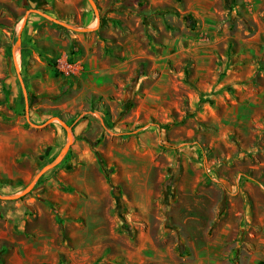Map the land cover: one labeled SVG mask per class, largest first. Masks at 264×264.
I'll return each mask as SVG.
<instances>
[{
  "label": "rangeland",
  "instance_id": "1",
  "mask_svg": "<svg viewBox=\"0 0 264 264\" xmlns=\"http://www.w3.org/2000/svg\"><path fill=\"white\" fill-rule=\"evenodd\" d=\"M72 1L86 9L80 13L92 18L91 28L96 26V14L101 22V16L120 12L143 16L146 23L155 24L161 42L157 51L171 55L164 63L168 71L178 73L177 84L183 90L190 85L197 89L198 78L193 76L202 73L207 78L208 69L219 70V80L225 82L220 89L224 97L226 90L229 97L240 99L230 82L234 79L245 85L264 86V0H162L151 5L150 12L143 11V0L135 5L131 0H93L96 11L89 0ZM63 2L0 0V18L10 31L6 54L11 57L16 49L17 55L21 51L34 62L32 56L38 55L50 68L57 89L39 95L30 92L36 96L32 106L46 95L58 101L82 90L88 102L83 108L107 107L104 96L110 95L91 91L107 77L88 76L81 81L55 69L56 59L71 47L62 44L63 37L89 38L92 32L99 35L100 22L95 29L76 32L29 13L34 20L24 28V38L20 34L17 40L14 23L22 24L30 9L68 21ZM70 12L77 13L73 8ZM10 15L13 21L7 18ZM112 20L122 27L115 17ZM120 31L124 34L125 28ZM46 42L56 47L51 50ZM197 47L201 48L199 61L192 52ZM78 51L77 46L71 51L72 57H77ZM212 53L216 54L213 68L205 60ZM7 63L12 68L11 61ZM31 68V62L22 69L18 66L19 76L12 68L26 129L34 128L26 115L35 122L29 114L31 100L27 95L28 87L35 86L26 77ZM239 69L243 71L235 77ZM138 72L135 70L130 82L135 83ZM8 78L2 82L4 94L10 93ZM195 92L199 98L195 107L177 98L178 108L164 104L163 113L170 119L158 124L154 118L134 119L120 127L114 121L108 123L102 112L100 118L115 133L90 141L74 134L75 113L51 118L46 114L45 119H49L39 132L52 138L53 131L59 129L60 141L54 140L49 151L44 148L38 155V166L29 179L1 183L0 193L20 191L59 153L67 132L54 117L70 126L69 150L57 168L39 178L41 187L38 184L21 199L0 205V264H264V112L242 105L239 113L243 121L238 122L229 114L225 118L234 108L210 110L204 107L206 94ZM23 95L28 99L27 114ZM164 96L169 98L171 94ZM134 99L128 97L124 107L135 103ZM210 105L214 107V99ZM129 112L128 107L118 115L122 118ZM76 113H81L79 108ZM219 113L224 118L219 119ZM78 150H85L82 157ZM34 165L23 161L20 166ZM143 166L148 172L142 171ZM61 169L65 172H59ZM83 170L88 184L74 183L75 176L84 175ZM52 176L54 180L49 181Z\"/></svg>",
  "mask_w": 264,
  "mask_h": 264
},
{
  "label": "crops",
  "instance_id": "2",
  "mask_svg": "<svg viewBox=\"0 0 264 264\" xmlns=\"http://www.w3.org/2000/svg\"><path fill=\"white\" fill-rule=\"evenodd\" d=\"M131 1L134 5L137 2V0ZM161 2L162 0H143L142 9L145 12H150L153 10L151 5ZM63 6L64 8H62V11L65 19L68 20L67 22L84 27H90L93 25L92 18H88L87 13L84 15L80 13L86 12L85 8H78L77 5H74L72 0H64ZM72 8L77 12L75 15L74 13L73 15H69L72 14L70 12ZM29 13L35 12L27 11L22 24L19 23V21L14 23L13 30L17 33V40L19 39L20 34H23L24 38V28L34 20L33 16L28 15ZM113 17L119 20V24L125 28L124 34L120 31V28L122 27H118L116 22L114 24V21L112 20ZM7 18L13 21L12 15ZM1 19L2 18H0V184L3 183L4 180H19L21 178L24 180L29 179L36 168L35 166H38V161L40 160L38 155L43 152L44 148L49 151L50 144L53 143L54 140L58 142L60 141L61 136L59 129L53 131L52 138L43 132H39L45 125L44 123L48 121L47 119L53 117L52 115L54 112L60 114L68 112L75 113V123L72 130L74 131V134L83 135L84 137L82 138L87 141L95 140L104 135L110 136L111 133H115L110 130L100 118L104 114L108 123H110L111 120L114 121L116 126L119 125L120 127L124 121H131L134 119L144 120L154 118L156 119L155 124H158L157 121H167L170 119L166 113H163L164 104H168V108H178L179 101H177V98H179L180 102L182 99L187 100L188 105L193 108L196 106L199 99L195 91L200 92V90L206 94L203 98H208L206 99V102L204 101V107H208L210 110L222 107L225 109H235L234 112L226 113L225 118L228 117L229 114L234 120L242 122L243 116L239 113V109L242 108V105L243 107L252 110L262 109L264 112V86H255L252 85V83L250 85H245L242 81L234 79L230 82L234 85L233 87L236 88L235 94H239L240 99L229 97V93L226 90L223 91V93H225L224 97L220 93V89L225 82L219 80L218 69H208L207 78H205L202 73L194 75V78H198L196 81V85L198 86L197 89L195 88L196 86L190 85V87L186 86L185 90H183L184 88L177 84L178 73L168 71L167 65L164 63V61L168 60L171 55L165 54L163 51H157V47L161 42L159 41L160 34L157 32L156 25L150 22L146 23L143 16H137L134 13L129 14L127 12L108 13L107 15L101 16V30L98 31L99 35L95 36L94 32H92L89 38L80 35H71L70 37H67L66 40L65 37L62 39L64 40L62 41V44L67 48L71 46L72 42H75L76 44L74 47L75 49L77 46L79 47L78 54H76L78 55L77 57H72L73 54H71V47L69 51L64 50L62 51V54H60V57L78 59L83 63V72L75 77H78L81 81L82 78L86 79L88 76H95L97 78L107 77L105 83L92 86L91 91L98 94L108 93L110 97L105 95L104 102L108 104L107 107L109 108L103 107L95 110L83 108L88 102L84 101L82 90H77L78 95H75L74 97L67 99L65 96L61 97L58 101L53 100V96L46 95L44 100L41 102L39 101L36 106H32V101L35 100L36 96L30 95V92H33L36 95L50 93L52 90L57 89L58 85L56 82L52 81L53 79L51 80V70L49 67H46V63L41 60L40 56H32L33 59H36V62H34L30 60L27 54L23 53L22 55L21 51H19V54L17 55L16 49L12 50L11 57L6 54L5 50L8 45L6 35H9L10 31L3 26ZM147 29L153 36L147 32ZM28 38L29 37L27 36L26 39ZM249 39L253 40L256 38L251 37ZM46 45L51 50L56 47L54 46V48H51L50 44H47V42ZM19 49H21V46ZM200 49L201 48L197 47L192 51L193 54H195L193 57L196 61H199L198 55H200ZM215 59L216 54L214 53L210 55L207 54L205 58L211 68L215 65ZM8 61H11V66L12 68L14 67L18 76V66L22 69V65L26 66L28 65V62H31L32 68L28 70L29 73L26 77L30 78V81L34 82L37 87L34 85L28 87L27 95H29V100H31L29 114L35 121L34 124H44L43 126L36 127L32 125L34 127L33 129H26L22 126L23 122L21 121L20 115V106L22 105L21 99L13 85L12 68H9V65L7 66ZM135 70L139 71V76L135 83H132L130 80L133 77ZM242 71V69L235 71V77ZM227 73H229V70ZM183 75H185V73H183ZM6 77H9L8 81L11 83L9 88L10 93H5V95L3 93L2 82ZM164 78L166 79V84H163ZM228 82L229 81L226 80V84ZM179 83L181 82L179 81ZM188 83L190 84V81H188ZM226 89L228 88L226 87ZM168 93L171 94V97L169 98L164 96V94ZM27 95H23L26 114L28 111ZM128 97H135L134 100H136V102L130 105L127 104L124 107L125 100H127ZM212 99H214V107L210 105ZM239 100L243 102L239 103ZM128 107L130 108V112L120 118L118 114L121 109L127 110ZM78 108L81 111L79 114L76 113ZM102 112H104V114ZM46 114L49 115V118L47 119L44 117ZM92 116L95 117L92 118ZM218 116L219 119L224 118L221 113H219ZM95 118H98V121ZM26 120L30 124L31 121L29 122L27 115ZM80 151L81 150H78L77 152L80 154L79 157H82L85 150ZM45 153L47 152L45 151ZM50 157L52 156L50 155ZM23 161L33 162L35 164L34 168H24L20 166ZM66 167H69V165ZM79 167L82 166H77V168ZM142 169L144 173L148 172L147 167L143 166ZM83 171V176L74 177V183L88 184L87 172L86 170ZM59 172L63 173L65 171L61 169ZM54 178L55 176H52L49 181L54 180ZM62 182L66 184L64 181ZM247 184L249 183L247 182L246 185ZM8 186L10 185H7V187ZM39 187H41V183H39L38 188ZM0 201H2L0 205H7V202L13 200Z\"/></svg>",
  "mask_w": 264,
  "mask_h": 264
},
{
  "label": "water",
  "instance_id": "3",
  "mask_svg": "<svg viewBox=\"0 0 264 264\" xmlns=\"http://www.w3.org/2000/svg\"><path fill=\"white\" fill-rule=\"evenodd\" d=\"M90 3L92 4L94 10L96 11V5L94 3L93 0H89ZM28 12H35L39 15H41L42 17L48 19L51 22H54L58 25H61L71 31H76V32H87L90 31L92 29H95L100 22V18L99 16L96 14V26L91 28V27H80L74 24H71L67 21L61 20L59 18H56L54 16H51L50 14L38 10V9H30L28 10ZM56 119H58L61 124L63 125V127L66 130V139H65V144L63 145V147L61 148V150L59 151V153L55 156V158L53 160H51L50 162H48L47 164H45L44 166H42L32 177V179L20 190L11 194H2L0 193V200H16V199H20L21 197L27 195L36 185L37 181L39 180V178L47 171L53 169L55 166H57L62 159L66 156L68 150H69V146H70V141H71V137H70V126L65 124V121L62 118H57L54 117ZM30 122V121H29ZM47 122H45L44 124H46ZM31 125L36 126V127H40L43 126L39 125V124H34L32 122H30Z\"/></svg>",
  "mask_w": 264,
  "mask_h": 264
},
{
  "label": "built area",
  "instance_id": "4",
  "mask_svg": "<svg viewBox=\"0 0 264 264\" xmlns=\"http://www.w3.org/2000/svg\"><path fill=\"white\" fill-rule=\"evenodd\" d=\"M55 69L66 76H79L83 72V63L78 59L58 57L55 61Z\"/></svg>",
  "mask_w": 264,
  "mask_h": 264
},
{
  "label": "trees",
  "instance_id": "5",
  "mask_svg": "<svg viewBox=\"0 0 264 264\" xmlns=\"http://www.w3.org/2000/svg\"><path fill=\"white\" fill-rule=\"evenodd\" d=\"M73 44H75V42H72V43H71L72 51L74 50V45H73ZM52 116H59V117H61V114L58 113V112H54ZM64 159H65V157L63 158V160H64ZM63 160H62V161H63ZM62 161H61L57 166H55L53 169L57 168V167L62 163ZM3 183H5V184H10V183H11V180H4ZM39 183H40V180L37 181V183H36V185H35L34 187H36ZM31 191H32V190H31ZM23 197H24V196H23ZM21 198H22V197H21ZM21 198H20V199H21Z\"/></svg>",
  "mask_w": 264,
  "mask_h": 264
}]
</instances>
